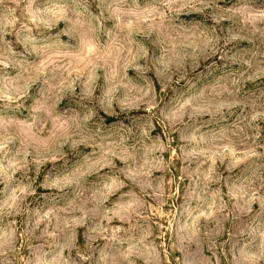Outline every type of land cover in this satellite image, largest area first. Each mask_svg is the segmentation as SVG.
<instances>
[{"label":"rangeland","instance_id":"rangeland-1","mask_svg":"<svg viewBox=\"0 0 264 264\" xmlns=\"http://www.w3.org/2000/svg\"><path fill=\"white\" fill-rule=\"evenodd\" d=\"M0 264H264V0H0Z\"/></svg>","mask_w":264,"mask_h":264}]
</instances>
